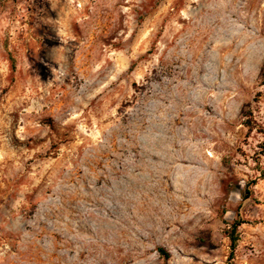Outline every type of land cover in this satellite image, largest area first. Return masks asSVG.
Segmentation results:
<instances>
[{
  "label": "rangeland",
  "instance_id": "obj_1",
  "mask_svg": "<svg viewBox=\"0 0 264 264\" xmlns=\"http://www.w3.org/2000/svg\"><path fill=\"white\" fill-rule=\"evenodd\" d=\"M263 64L264 0H0V264H264Z\"/></svg>",
  "mask_w": 264,
  "mask_h": 264
},
{
  "label": "trees",
  "instance_id": "obj_2",
  "mask_svg": "<svg viewBox=\"0 0 264 264\" xmlns=\"http://www.w3.org/2000/svg\"><path fill=\"white\" fill-rule=\"evenodd\" d=\"M261 83L264 85V64L262 65V69H261ZM249 117L248 119L245 120V125L248 127L249 130L252 129L253 125H252V122H251V119H252V113L251 111H248L247 112ZM257 130L259 132H261L264 136V127H262L261 125L260 126H257ZM262 175H263V172H261ZM256 180H252L250 183H255ZM242 195L244 198H247V197H251L252 196V191L249 190L248 188H243L242 190ZM239 223L241 222H238V221H235L233 222L230 227L227 229L226 233L230 239V246H231V249L233 250L236 246V243H237V234H236V229H237V226L239 225Z\"/></svg>",
  "mask_w": 264,
  "mask_h": 264
}]
</instances>
